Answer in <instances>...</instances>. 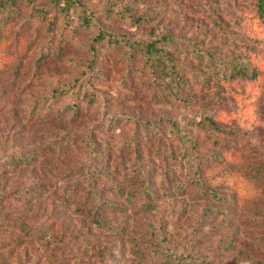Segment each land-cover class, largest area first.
<instances>
[{"label": "rangeland", "instance_id": "374dc122", "mask_svg": "<svg viewBox=\"0 0 264 264\" xmlns=\"http://www.w3.org/2000/svg\"><path fill=\"white\" fill-rule=\"evenodd\" d=\"M99 29L122 43L96 45ZM149 41L160 49L151 56ZM238 67L253 78L231 76ZM74 106L79 117L70 115ZM205 117L234 130L223 148L205 139L221 137ZM35 148L42 159L68 150L69 167L101 165L108 155L147 176L157 210L153 228L137 219L135 245L153 262L165 253L172 264H264V21L256 0H0V163ZM45 173L38 166L6 175L4 187L22 200ZM203 185L230 200L211 199ZM35 196L27 222L87 229L55 198ZM10 260L46 264L48 254L33 243Z\"/></svg>", "mask_w": 264, "mask_h": 264}, {"label": "trees", "instance_id": "16d2710c", "mask_svg": "<svg viewBox=\"0 0 264 264\" xmlns=\"http://www.w3.org/2000/svg\"><path fill=\"white\" fill-rule=\"evenodd\" d=\"M256 3L259 16L264 21V0H256ZM90 20L91 18L86 16L82 24L87 27ZM93 43L118 46L122 41L116 34L99 29ZM123 43L129 44V40L125 38ZM156 44L155 41L147 42L144 45V52L148 56L156 54L160 51ZM93 48L98 53L94 46ZM231 76L253 78L254 73L248 74L246 70L238 67L231 72ZM74 107L76 110H72L70 115L79 117V109L77 106ZM43 117L47 119L46 114ZM59 117H63V114ZM119 119V116L111 117L109 123ZM204 120L213 132L221 136L217 139L207 136L205 139L223 148V139L234 134V130L220 126L211 118L205 117ZM197 141L195 137L192 146L198 145ZM88 144L93 146L92 142ZM109 150L108 148L106 154L111 155L112 152ZM64 152L67 154L68 150ZM63 153H58L53 158V150H50L45 153L49 156L42 159L44 152L35 148L34 151L30 149L25 152H12L0 163V252L10 257L8 259L7 256H0V264H13L10 260L11 254L24 246L32 247L33 243L40 247L44 254H48L46 264H83L85 261H88L87 264H94L95 261L101 264H116L120 255L131 257L128 264H158L147 256L144 248H141L139 244L135 245L137 239H142L136 229L137 219H143L147 228L154 227L151 217L156 208L152 206L155 202L151 195L150 179L138 173L133 165L129 167L130 173H127L126 164H121L113 158L108 159V155H105L101 165L97 161H86L78 166H63ZM209 153L219 157V153L212 151ZM38 166L46 171L45 177L39 181L30 182L29 187H26L20 195L22 200H19L20 197L15 199L16 192L8 193L12 188L4 187L6 180L4 176L32 171ZM232 170L231 166L226 168L225 172L232 174ZM75 172L76 176L73 175ZM202 174L203 172L200 171L196 180L198 185L204 183L201 179ZM47 183H53V185L49 186ZM34 185L38 191L35 194L28 192ZM203 187L211 199L225 202L230 200L229 195L221 194L211 186L206 188L203 185ZM40 194L41 197L43 196L42 200L53 197L64 211L86 218L87 229L83 231L75 227L68 229L56 224L42 222L40 224L36 218L34 223L30 222L31 220L27 222L26 212L29 214L32 207L30 197L33 195L39 197ZM139 202L140 207L136 208L135 205ZM224 211L221 210L220 213H225ZM227 213L234 214L231 211ZM20 216L24 218L19 219ZM119 243H122V246ZM145 248L148 249L149 245L145 244ZM167 257L165 253L161 254V258H165L161 260L162 264H172V260Z\"/></svg>", "mask_w": 264, "mask_h": 264}]
</instances>
